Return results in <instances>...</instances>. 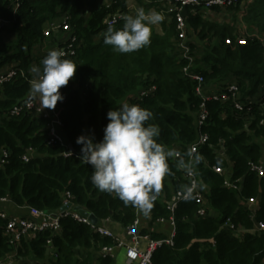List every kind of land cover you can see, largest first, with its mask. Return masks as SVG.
<instances>
[{"label": "trees", "instance_id": "16d2710c", "mask_svg": "<svg viewBox=\"0 0 264 264\" xmlns=\"http://www.w3.org/2000/svg\"><path fill=\"white\" fill-rule=\"evenodd\" d=\"M118 5L126 16L135 15L126 0ZM139 8L160 12L168 10L169 4L140 0ZM231 9L230 24L210 21L200 9L196 14L188 9L189 38L197 55L192 70L203 77L204 91L220 93L226 84L234 83L239 96L206 102L209 117L202 131L209 143L198 153L204 160L196 172L207 214L198 216L200 207L194 200L179 203L174 214V245L156 250L152 264H264V230H256L257 224H264V177L252 171V165H264V0H253L244 15L240 6ZM14 12V0H0V19L9 22L0 30V68L18 70L12 81L0 87V160L3 152L8 153L0 167V201L55 213L69 193L75 207L93 214L101 224L110 220L127 229L136 220L137 208L92 184L93 169L79 159L81 145L76 140L85 135L101 141L109 122L107 112L129 98V105L153 114L146 123L159 127L158 143L179 148L182 154L189 152L198 139L196 115L203 100L197 95V82L183 75L186 63L178 47L175 14H167L159 24L161 31L152 26L148 46L119 54L103 43L109 11L101 0H19ZM64 19L71 26L69 33L50 31L46 35ZM123 23L121 19L113 28L120 29ZM238 23L247 28L246 34L240 33ZM70 34L77 37L78 48L74 58H67L77 65L74 77L60 90L65 100L58 111L65 145L50 146V119L30 112L12 115V110L32 100L31 67H42L48 52L64 46ZM141 91L143 96L136 95ZM69 145L74 149L72 155H68ZM30 153V161L25 162L23 158ZM168 163L172 175L162 181L141 230L153 240L167 238V232L156 230L157 221L169 219L167 202L188 185L176 161ZM215 166L226 174H216ZM228 177L236 189L225 187ZM251 200H256L255 210L249 207ZM4 209L0 203V214ZM228 220L234 229L224 227ZM6 224L0 217V259L17 253V260L26 264L27 260L33 264H115L112 256L102 253L104 247L115 246L113 239L70 216L61 219L59 234L36 233L20 246L10 244L4 233Z\"/></svg>", "mask_w": 264, "mask_h": 264}, {"label": "clouds", "instance_id": "9594fccd", "mask_svg": "<svg viewBox=\"0 0 264 264\" xmlns=\"http://www.w3.org/2000/svg\"><path fill=\"white\" fill-rule=\"evenodd\" d=\"M123 27L111 25L104 34L103 43L119 54L138 51L151 43L152 26L160 24L164 16L155 10L138 8L135 15L123 17ZM60 50H50L41 66H32L30 99L38 101L41 112L54 110L64 100L61 89L74 77L77 65L62 58ZM153 114L138 105L124 103L107 112L108 124L103 138L81 135L76 143L81 145L80 160L90 165L91 182L102 192L115 194L126 206L139 209L148 216L162 190V181L172 175L168 161L189 177H195L197 167L204 158L192 152L182 154L175 148H166L157 140L159 127L146 123ZM187 157V159H186ZM202 186V185H201ZM197 181L181 188L185 198L192 197Z\"/></svg>", "mask_w": 264, "mask_h": 264}, {"label": "built area", "instance_id": "2783aa9c", "mask_svg": "<svg viewBox=\"0 0 264 264\" xmlns=\"http://www.w3.org/2000/svg\"><path fill=\"white\" fill-rule=\"evenodd\" d=\"M121 0H101V3L109 11L108 17L106 19V24L112 27L115 26L123 17H125V12L121 7H118ZM253 0H162V2H167L169 4L168 10H161V13L164 16V19L167 18V14L174 13L177 22L178 30V47L180 50L181 58L186 63V66L183 69V75L186 78L194 80L197 82V95L200 96L203 100L200 110L196 115V125L199 129L198 139L189 147L188 151L192 152L193 155H198L201 148L209 143V136L203 133V127L205 126L208 117L209 111L206 107V102L210 100L226 102L230 98L237 99L239 96L238 86L234 83L226 84V88L223 92L207 94L203 89L204 79L199 74L193 72L192 68L195 64L196 52L192 51L191 41L189 38L190 31L188 24L186 22V17L183 16L184 9L190 8L191 11L196 14L198 9L204 17L207 16L212 11H223L229 10L231 8L240 6L242 12L240 14L244 15V12L247 10L248 6L252 3ZM147 3L148 0H143ZM15 3V15L17 9L19 8V0H14ZM9 24L8 21L0 19V30ZM50 31H63L69 33L71 31V26L67 19H64L60 24L48 29L45 33L49 34ZM244 37V36H243ZM77 37L74 34H70L67 39L64 40V46L56 47L52 50H60L64 53L62 58H74L76 56L77 48ZM18 70L14 67L9 68H0V87H3L6 83L12 81L17 75ZM23 76L25 74L21 72ZM145 93H143L144 95ZM142 95V96H143ZM65 100L60 102L54 110L44 109L41 112L39 104L34 101H26L21 105H18L13 108L12 115H20L21 113H33L36 116H42L44 118L50 119V124L48 126V144L50 146L65 145V140L60 133L62 128V122L59 117V106L63 105ZM235 106L239 111L243 110L242 105L235 101ZM69 150V148H68ZM180 151V149H176ZM181 152V151H180ZM7 152H3V157L0 160V167L4 165L7 159ZM33 153L26 155L23 160L25 162L30 161ZM70 153L68 155H72ZM175 161L174 159H172ZM213 170L216 174L224 176L226 171L222 167L215 166ZM252 171L258 173L260 177H264V165H252ZM185 179L188 181V185L192 183L193 179L197 181V187L194 190L192 197L185 198L182 195L181 190L177 191L174 194L171 201L167 202V210L171 213L168 220L159 219L157 221V226H165L169 229V235L165 239L153 240L150 235H143L141 233L142 225L145 220V217L142 212L137 209L136 220L130 225L126 231V239H121L117 237L115 233L110 230L106 223H110V220L104 221L102 224L99 222L97 225L91 223L88 217L82 216L79 212L75 211V206L72 203L71 195L68 193L65 196L64 206L72 204V208L65 212H55L48 213L42 212L36 208H27L29 211L28 217H18L10 216L6 212H1L0 217L7 220L5 228V236L9 239V242L12 246H20L23 239L31 237L36 233L42 232H51L54 235H57L61 232V219L64 217H72L76 222L80 224H85L89 226L95 233L99 234L102 237H107L113 239L115 242L114 247H104L102 249L103 255H110L113 258L118 250H124L126 252V258L130 264H152V257L156 250L162 248L164 245L173 246L174 238L176 234V221H175V210L177 209L179 203L189 200H194L197 205H199L198 216L201 218L206 217L207 207H206V197L205 193L201 188V183L198 175L195 177H189L185 173L183 174ZM225 187L236 189L237 187L230 181V178H226ZM2 204H7L8 201L3 199L0 201ZM249 207L251 210H254V203L256 200H251L249 202ZM231 222L225 223L224 227H230L234 229V226L230 225ZM257 231L264 230V224L259 223L256 225ZM51 244V242H48ZM0 264H26L25 262L17 260V253L11 254L3 259H0Z\"/></svg>", "mask_w": 264, "mask_h": 264}, {"label": "crops", "instance_id": "0c3cea01", "mask_svg": "<svg viewBox=\"0 0 264 264\" xmlns=\"http://www.w3.org/2000/svg\"><path fill=\"white\" fill-rule=\"evenodd\" d=\"M139 1L140 0H126L127 8L129 10V12H131L133 14L134 13L136 14V10L139 8ZM233 14H234V11H232V9H229V10H226V11L225 10H223V11L216 10V11H212L207 16L206 19H208L210 21H217L219 23L230 24L232 22V20H233ZM242 25L243 24L238 23L237 26L239 28H241ZM155 27L160 30L159 24L155 25ZM247 31L248 30H247V28L244 25H243V29L242 28L240 29V33L241 34H246ZM143 93L144 92L141 91L139 93H136V95L142 96ZM31 99L38 103V101L36 99H34V98H31ZM129 100H130L129 98H126V100H124L125 102H123V104L124 103L129 104L128 103ZM256 207H257V203H254V210L256 209ZM3 208H5V209L2 210V211L6 212L10 216L28 217V214H29L28 213L29 211L27 210V208H19V207H16V206L12 205V204H3ZM106 226L110 230H112L117 237H120L121 239H126V237H127L126 231L120 224L110 222V223H106ZM156 230L163 231V232L165 231L169 235V229L167 227H165V226H159V227L156 228ZM114 260H115V264H130L127 261L126 252L124 250H118L116 252V254H115ZM26 262H27V264H33V262L31 260H27Z\"/></svg>", "mask_w": 264, "mask_h": 264}, {"label": "water", "instance_id": "95a60500", "mask_svg": "<svg viewBox=\"0 0 264 264\" xmlns=\"http://www.w3.org/2000/svg\"><path fill=\"white\" fill-rule=\"evenodd\" d=\"M187 15H188V11H187V9H184L183 16L187 17ZM68 148H69L70 153L74 152L73 146L69 145ZM70 208H72V204H69L67 206L62 207L60 212H65V211L69 210ZM74 209H75V211L79 212L82 216L88 217L92 224L97 225L99 223V220L97 219V217H95L93 214L88 213L83 208L75 207Z\"/></svg>", "mask_w": 264, "mask_h": 264}, {"label": "rangeland", "instance_id": "374dc122", "mask_svg": "<svg viewBox=\"0 0 264 264\" xmlns=\"http://www.w3.org/2000/svg\"><path fill=\"white\" fill-rule=\"evenodd\" d=\"M241 28L243 29V25H242V27H241ZM241 28H240V29H241ZM242 31H243V30H242ZM47 47H48V46H47V45H45V46H44V49H47ZM41 50H42V48H41Z\"/></svg>", "mask_w": 264, "mask_h": 264}]
</instances>
